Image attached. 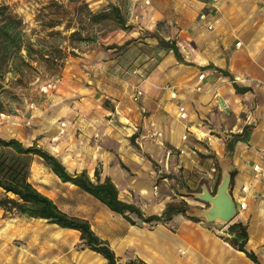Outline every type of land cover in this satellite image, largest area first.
Returning <instances> with one entry per match:
<instances>
[{
	"label": "crops",
	"instance_id": "obj_1",
	"mask_svg": "<svg viewBox=\"0 0 264 264\" xmlns=\"http://www.w3.org/2000/svg\"><path fill=\"white\" fill-rule=\"evenodd\" d=\"M201 13L207 15L205 21L199 20ZM129 22L134 31L127 38L154 47L157 64L146 74L143 69L126 72L111 108L100 101L112 94V75L94 73L92 87L79 79L75 85L84 101L77 103L84 113L73 127L46 121L50 134L42 136L39 130L29 145L35 141L70 173L86 171L94 180L98 171L101 181H112L120 200L145 217L162 216L169 205L187 201L182 183L194 191L205 184L212 192L227 158L233 175L231 196L237 206L246 203L237 209L232 224L247 227L245 248L264 264V0H153L148 8L137 9ZM163 22L167 34L157 30ZM155 32L176 42L181 61L159 47ZM135 55L143 61V55ZM181 108L187 112L184 121L179 118ZM150 122L162 132L156 141L138 129L149 134ZM245 127L248 141H235ZM48 137L53 144L46 146ZM91 198L94 208L79 218L108 243L117 264H254L227 242V230L203 219L175 214L167 222L146 224L132 216L136 225H131ZM21 262L18 256L12 261L0 254V264ZM25 262L33 264L31 257ZM71 264L106 261L88 250L86 262L78 254Z\"/></svg>",
	"mask_w": 264,
	"mask_h": 264
},
{
	"label": "rangeland",
	"instance_id": "obj_2",
	"mask_svg": "<svg viewBox=\"0 0 264 264\" xmlns=\"http://www.w3.org/2000/svg\"><path fill=\"white\" fill-rule=\"evenodd\" d=\"M2 5L7 6L12 14L22 20L27 40L34 45L36 51L31 58L26 56L25 51L21 52L28 66L18 64L12 70L9 62L4 68V76L0 81V102L6 110L5 114H0L2 139L11 137L28 147L37 145L35 141H32V145L29 142L39 130L43 131L42 136L50 134L45 130L46 121L52 122V119H56L57 124L63 121L68 127H73L80 117L79 114L84 113L77 103L84 99L79 97V88L75 83L81 79L83 85L92 87L94 73L112 75V94L107 99L103 97L100 103L105 108L114 107L113 100L118 96L117 92L121 91L119 81H123L125 73L143 69V74H146L159 61L156 49L150 44L138 45L137 39L127 38L134 31V26L129 24L133 13L137 9L148 8L143 0H0V6ZM110 5L118 6L122 10L128 25L132 26L130 31L105 30L102 31L104 34L100 33L96 43H70V33L78 27L77 17L80 19L83 16L86 19L88 11L97 13ZM57 24L59 26L50 28V25ZM67 26L69 30L66 29ZM157 30L167 34L165 22L160 23ZM91 31L92 27H85L82 35H90ZM159 32L152 36L160 38ZM126 41L131 42L122 46ZM108 45L121 48L107 50ZM130 49L132 53L128 55ZM136 53L144 56L143 61H137ZM46 55L59 57L58 64L55 66L45 62ZM49 127L51 125H48V129ZM138 129L142 134L144 132L148 135L142 127L139 126ZM76 131L81 133L80 130ZM76 137L79 138V135L76 134ZM48 138L46 146L53 144L51 137ZM72 147L73 145L68 146L66 151H71L69 149ZM224 160L228 161L227 158ZM29 163V181L36 189L47 193L62 212L79 218L81 215L87 216L88 211L94 208L89 195L57 180L41 159L30 157ZM218 184L212 190L213 194ZM180 185H183L181 191L187 201L176 205L184 206L187 216L202 219L195 216L194 211H204L209 204L193 197V193L200 192L198 189L194 191L184 183ZM2 196L0 190V198ZM178 196L177 193L175 198ZM234 219L228 224H212L228 231ZM87 253L78 232L61 229L44 220L30 219L15 211L6 212L0 208V254L5 259L14 261L15 256H18L22 264L26 263L25 257H31L33 264H71L72 256L78 254L82 263L86 262Z\"/></svg>",
	"mask_w": 264,
	"mask_h": 264
},
{
	"label": "trees",
	"instance_id": "obj_3",
	"mask_svg": "<svg viewBox=\"0 0 264 264\" xmlns=\"http://www.w3.org/2000/svg\"><path fill=\"white\" fill-rule=\"evenodd\" d=\"M78 16V15H77ZM78 27L70 33V43H96L102 31L114 30L130 31L132 26L128 25L127 17L118 6L110 5L97 13L87 12L86 19L77 17ZM22 20L9 11L7 6H0V81L4 76V68L11 62L12 70L18 67V64L28 66L25 58L21 54L25 51L26 56L31 58L36 54L34 45L27 40L23 31ZM57 25H50L54 28ZM92 27L90 35L83 36L82 31L85 27ZM69 30V27H66ZM104 34V33H102ZM160 48L172 51L178 61H181L180 53L175 41H166L163 38H157ZM131 41H126L122 46L129 45ZM116 45L106 46L107 50H118ZM74 54V51H72ZM45 57V56H44ZM45 62L51 65H57L59 57L46 55ZM2 89L0 83V90ZM237 92L243 90L235 87ZM5 107L0 102V114H5ZM249 128L245 127L242 134L236 135L235 141H248ZM135 136L131 137L134 142ZM30 157L41 159L46 168L50 170L62 183L70 184L83 193L93 197L110 211L121 215L131 225H136L132 216L142 223L151 224L169 221L175 214H186V209L182 205H169L162 216L145 217L135 206L127 204L120 200L118 190L109 178L103 181L100 179L98 171L94 173L92 180L86 171L81 173H70L64 164L47 150L32 145L25 147L17 139L0 138V190L3 196L0 198V208L6 212L15 211L18 214L30 219L44 220L49 224L56 225L61 229L73 230L79 233L80 240L84 247L100 255L106 264H117V259L107 242L100 239L87 220L71 217L62 212L55 202L48 196L38 191L29 181ZM122 168H125L121 164ZM231 174V178H232ZM185 204V203H183ZM231 239L227 242L237 251L242 252L254 264H259L256 255L248 252L245 248L248 242L247 227L241 223L232 224L228 229ZM130 264H146L142 261H134Z\"/></svg>",
	"mask_w": 264,
	"mask_h": 264
},
{
	"label": "water",
	"instance_id": "obj_4",
	"mask_svg": "<svg viewBox=\"0 0 264 264\" xmlns=\"http://www.w3.org/2000/svg\"><path fill=\"white\" fill-rule=\"evenodd\" d=\"M221 170V180L215 194L205 184L201 186L200 192L192 194L196 200L209 204L204 211H194L195 216L209 224H228L236 217V204L230 193L232 178L228 161L221 162Z\"/></svg>",
	"mask_w": 264,
	"mask_h": 264
},
{
	"label": "built area",
	"instance_id": "obj_5",
	"mask_svg": "<svg viewBox=\"0 0 264 264\" xmlns=\"http://www.w3.org/2000/svg\"><path fill=\"white\" fill-rule=\"evenodd\" d=\"M213 1L214 2H217L218 0H213ZM152 2H153V0H143V4L145 6H150L152 4ZM206 19H207V15L205 13H201L199 15V20L205 21ZM208 28L211 29L212 27L209 26ZM237 46H239V43H237ZM135 73H136V71H135ZM203 78H204V75L201 74L198 79L200 81H202ZM196 91H200V87H196ZM139 98H140V93H138L136 95L135 100H138ZM179 118L182 121H184V120L187 119V112L184 109H182V108L179 110ZM64 126H65V124L62 123L61 124L60 135H62L64 133V130H63ZM148 127H149V134H148V136H149L150 139L156 141V140H158V139L161 138L162 132L160 131L159 128H157V126H156V124L154 122H150ZM186 139H187V136L185 135L182 138V140L185 141ZM180 153L182 154L183 152L181 151ZM254 170L255 171H258V167L255 166L254 167ZM246 191H247V188L246 187H242L241 192L245 193ZM245 207H246V203L242 201V202L239 203L238 206L236 205V211H237L238 208L239 209H244Z\"/></svg>",
	"mask_w": 264,
	"mask_h": 264
}]
</instances>
